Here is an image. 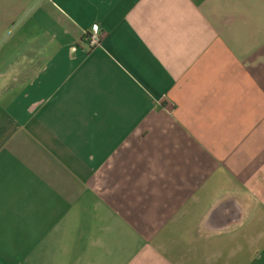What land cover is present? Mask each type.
<instances>
[{
  "label": "crops",
  "instance_id": "1",
  "mask_svg": "<svg viewBox=\"0 0 264 264\" xmlns=\"http://www.w3.org/2000/svg\"><path fill=\"white\" fill-rule=\"evenodd\" d=\"M0 264H264V0H0Z\"/></svg>",
  "mask_w": 264,
  "mask_h": 264
},
{
  "label": "built area",
  "instance_id": "2",
  "mask_svg": "<svg viewBox=\"0 0 264 264\" xmlns=\"http://www.w3.org/2000/svg\"><path fill=\"white\" fill-rule=\"evenodd\" d=\"M101 35L97 25H93L91 30L85 34V39L89 47L99 46L101 43Z\"/></svg>",
  "mask_w": 264,
  "mask_h": 264
}]
</instances>
